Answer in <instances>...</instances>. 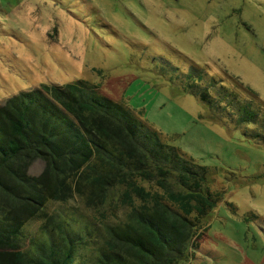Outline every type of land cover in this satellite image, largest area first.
<instances>
[{
	"label": "rangeland",
	"instance_id": "obj_1",
	"mask_svg": "<svg viewBox=\"0 0 264 264\" xmlns=\"http://www.w3.org/2000/svg\"><path fill=\"white\" fill-rule=\"evenodd\" d=\"M192 72L220 79L264 118V0H0V105L36 87L92 84L211 170L205 186L220 201L201 221L198 251L177 264H264V124L227 125L186 90ZM118 193L45 209L78 226L113 223L128 212ZM25 221L23 233H42L39 212Z\"/></svg>",
	"mask_w": 264,
	"mask_h": 264
},
{
	"label": "trees",
	"instance_id": "obj_2",
	"mask_svg": "<svg viewBox=\"0 0 264 264\" xmlns=\"http://www.w3.org/2000/svg\"><path fill=\"white\" fill-rule=\"evenodd\" d=\"M193 72L187 78L197 83L186 90L211 113L234 128L262 129L259 105ZM36 161L43 170L30 175ZM210 171L87 81L21 91L0 105V264H177L198 251L208 229L201 221L220 201L205 186ZM114 190L128 212L113 223L78 226L45 209L76 193L96 206ZM38 212L42 233L26 235V218Z\"/></svg>",
	"mask_w": 264,
	"mask_h": 264
}]
</instances>
